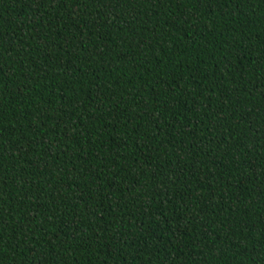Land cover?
Masks as SVG:
<instances>
[{
	"label": "trees",
	"instance_id": "1",
	"mask_svg": "<svg viewBox=\"0 0 264 264\" xmlns=\"http://www.w3.org/2000/svg\"><path fill=\"white\" fill-rule=\"evenodd\" d=\"M0 264H264V0H0Z\"/></svg>",
	"mask_w": 264,
	"mask_h": 264
}]
</instances>
